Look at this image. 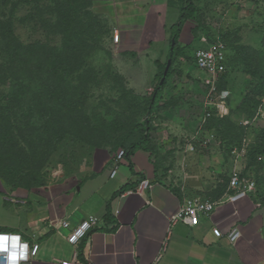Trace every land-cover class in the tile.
<instances>
[{"label": "crops", "instance_id": "1", "mask_svg": "<svg viewBox=\"0 0 264 264\" xmlns=\"http://www.w3.org/2000/svg\"><path fill=\"white\" fill-rule=\"evenodd\" d=\"M168 1L91 0V4L116 26L119 50L134 54L141 46L149 50L162 42L161 59L156 62L164 63L162 58L172 47L169 33L180 18L179 4ZM149 25L157 30L149 32ZM145 38L148 43H143ZM175 119L174 132L160 128L150 132L146 147L132 148L129 141L117 146L91 144L92 154L85 163L68 166L66 174L43 184L12 187L0 176V217L7 216L0 219V232L18 233L40 243L37 256L23 264L65 260L74 264H264V201L258 190L235 202L227 200L235 167L228 177L224 175L234 159L225 157L223 148L212 146V141L207 147L201 145V138L214 134L204 128L205 123L186 131V121L181 124ZM177 136L184 138L178 145L165 140ZM120 149L128 151L112 177ZM144 179L150 180V186L139 192ZM193 196L217 204L193 226L173 224L170 216ZM89 215L99 217L97 225L79 243H70L72 229ZM214 226L222 236L213 232ZM235 227L242 235L232 242L228 234Z\"/></svg>", "mask_w": 264, "mask_h": 264}, {"label": "rangeland", "instance_id": "2", "mask_svg": "<svg viewBox=\"0 0 264 264\" xmlns=\"http://www.w3.org/2000/svg\"><path fill=\"white\" fill-rule=\"evenodd\" d=\"M48 1H42L41 4ZM18 2L19 0H0V162L3 164L0 176L9 181L12 187L14 183L22 185L24 176H28L30 171L28 168L33 173L42 174L44 183L66 174L68 166L77 168L92 154L93 147L88 142L89 137L93 136L101 146H117L130 128L143 124L148 118L152 120L151 132L159 128L164 132H174L173 122L176 117L181 124L186 121V131H191L196 126L195 131L198 125H203L202 120L207 109L205 102L209 92L205 84V71L200 69L195 61L196 48L215 42L214 39L223 32L231 31L233 43L264 50V0H195L196 18L200 16L203 25L197 27L194 42L192 29L196 20L189 19L183 25L178 40L184 47V54L178 51L180 55L174 60V71L167 78L163 89L158 91L162 69L158 66L156 58L161 59L162 42L154 44L149 50L141 46L139 53L137 51L134 54L119 50L114 41L116 26L108 17L97 14L91 0L90 3L86 0L88 6L81 11V14L86 16L84 23L90 18L91 24H96L99 31L95 34L96 39L85 31V34H90L93 49L81 53L82 64L78 61L72 71L63 72L62 64L66 59L60 61L61 65L53 63L58 60L53 58L60 54L59 49L64 42L63 29L56 26V13L42 5L41 10L35 12V5L28 6ZM46 18L50 22H45ZM8 19L12 22L16 36L24 45L39 42L37 44H41L44 49L48 45L56 47L57 50H52L53 55L51 53L47 56L44 53V60H38L36 63L28 61L30 52L18 53L15 65L27 67L20 71L15 69L18 76L10 75L11 64L8 55L3 52V39L7 38L3 34L5 23L2 21ZM150 29L151 33L157 30L156 26L152 28L149 25ZM167 29L169 30V27ZM236 35L238 40H234ZM169 37L171 40V35ZM143 43H148L147 38ZM227 46V57L235 56V49ZM162 59L164 62L169 60L167 56ZM78 63L80 65L77 66ZM243 68V61H235L229 67V91L232 94L230 104L234 109L230 116L238 125L251 122L247 134L251 144L264 126V117L260 115L251 120L248 114L237 109L242 94L249 91L244 86L250 75L245 73ZM82 87L83 92L79 91ZM13 95L18 98L15 103ZM77 98L83 105L79 117L82 121V135H77L78 132L63 133L60 130L55 132L57 141L52 142L54 131L49 120L50 115L57 117L65 114L67 103ZM56 106L62 111L56 110ZM45 110L58 112H47L44 116L41 112ZM164 121L166 125L162 124ZM6 124L11 127L12 132L5 131ZM44 126L45 132L40 133L38 130ZM42 134L44 136L39 141ZM211 134L210 140L214 142L212 146L223 148L225 157L234 159L233 167L228 168L224 176L228 177L234 167H242L246 174L260 180L258 193L259 197L264 198V158L263 163L248 165V157L237 158L232 152L235 147L240 148L239 144L228 145V138H218L215 133ZM182 136L172 138L174 141L171 138L165 140L170 139L171 143L176 142L178 145V141L184 139ZM39 154V160L33 161V156ZM27 162L29 163L26 164ZM22 164L25 165L24 169H21ZM1 207L0 205V209ZM0 219L5 220L7 216Z\"/></svg>", "mask_w": 264, "mask_h": 264}, {"label": "trees", "instance_id": "3", "mask_svg": "<svg viewBox=\"0 0 264 264\" xmlns=\"http://www.w3.org/2000/svg\"><path fill=\"white\" fill-rule=\"evenodd\" d=\"M44 2L45 0H19L18 3L22 2L28 6H34L35 5V12L41 10L40 6L51 8L52 11L56 13L57 16V23L56 26H59V28L63 29L64 32V42L59 49V53L56 57L53 59H58L57 61H53L56 65H61L60 61L66 59V62L62 64L63 72H67V70L72 71L73 66L78 61L82 64L83 57L81 53L89 52L93 49V45L90 43V34L91 36L96 39V33H98V26L96 24H91L90 18L88 19V22L84 23L85 15L81 14V11L84 7L88 6L86 0H49L48 2L41 4V2ZM89 2V0H87ZM169 3L179 4L180 8V18L179 20L173 24L172 26V32H171V48L168 55V59H172V64L170 66L169 72L167 74V77L164 81V83H161V79L164 75V70L166 67L167 62L161 63L158 62V66L161 67L162 71L159 74L160 82L157 85V90L161 91L163 87L165 86L167 82V78L170 76V74L174 71V60L178 55L184 54L182 53L183 46L180 45L179 34L180 31L183 29V25L189 20V19H195L196 25L193 27V37H195V33L197 30V27L199 25H203L202 20H200V16L196 18V11L197 6L195 4V0H169ZM90 3V2H89ZM42 7V8H43ZM33 10V7H31ZM31 10V11H32ZM89 13L92 12L89 11ZM95 18L96 14L94 12ZM5 23L3 27V34L7 38V40L3 39V52H5L6 55H8V61L11 64L10 65V75L15 74L16 76V70L20 71L21 69H25L27 66L22 65L19 66L16 64L15 57L18 53L28 51L31 54L28 56V61L32 62H38V60H44L45 56L44 53L48 55H53L52 50H57L56 47H47L44 49V47L41 44H29L24 45V43L16 36L13 28H12V22L8 19L7 21H2ZM45 22H50L48 18H46ZM52 24V23H51ZM53 25V24H52ZM85 31L90 33L89 35L85 34ZM232 34L231 31L223 32L221 36L214 39L215 41L221 40L226 45H230L235 49V56H232L230 58H226L225 61V68L220 74V78L218 80L219 89H226L229 90V67L233 65L235 61H243L244 62V71L245 73L249 74V79L245 80V88L249 89L245 94H242V98L240 99V103L237 107V109H240L244 111L251 120H253L262 104V97L264 96V50H259L257 48H254L252 46L244 45V44H235L233 43V39H231L230 35ZM238 36L234 38V40H238ZM173 41H175V44L172 45ZM213 42V41H212ZM46 50V51H45ZM228 50V46H227ZM178 51H181L178 53ZM238 55V56H237ZM53 57V56H51ZM80 63L77 64L80 65ZM56 68V67H55ZM16 69V70H15ZM61 71V72H62ZM60 72V73H61ZM79 91L83 92L84 87L80 88ZM54 93V91H53ZM155 93V92H154ZM158 92H156L157 95ZM231 97L232 94L230 93V96L228 97V103L230 106V113L224 117H220L217 114V109L214 108L212 110V115L207 118L205 122V129L214 132L218 138L222 136L223 138H228L227 143L228 145H236L239 144L241 147L243 144V141L245 138L248 137V129L250 127V123L248 124H237L231 119V112L234 111L231 103ZM13 103L18 101L17 95L12 96ZM80 99H73L71 102H68V106L66 107V113L62 114L61 116L54 117L50 115V121L51 125H53V134L54 137L52 138V142L57 141V135L55 132H59L60 130L69 133H77V135H82V131L80 128V124H82V121H80V114H81V108L83 105L80 104ZM154 103V102H151ZM154 104H152L153 107ZM56 110L60 111L61 109L59 107H55ZM56 110H48V114H51L53 111L58 112ZM150 110V109H148ZM62 111V110H61ZM47 112H41L44 116L47 115ZM259 117V116H258ZM264 117V116H263ZM54 118V119H53ZM44 126L40 133L45 132ZM11 127L6 124L5 131L6 132H12ZM152 130V120L151 118H148L143 124H138L133 126V128H130L128 132L121 138L120 144L126 141L130 142V146L132 148L135 147H146L151 142V136L150 132ZM43 134L39 137V141L43 138ZM75 137V136H74ZM89 137V136H88ZM98 138H102L101 136H98ZM93 136L88 138V142L90 144H98L97 141L94 140ZM86 141V140H85ZM35 143V141H34ZM50 143V142H49ZM31 145V144H30ZM51 146V143H50ZM2 148V147H1ZM126 152L128 151L125 149ZM41 154V153H40ZM40 154L37 156H33V161L39 160ZM248 165H253L257 163H263L264 158V126L260 129L259 133L256 135L254 141L250 144L248 148ZM260 157H263L262 159H259ZM1 159V156H0ZM27 162L26 164H28ZM24 166L22 164L21 169H24ZM3 167V164L0 162V168ZM28 168V167H27ZM30 170L27 175L24 176L25 181H23L22 185H29V184H43V178H41L42 174L33 173V171ZM245 173V172H244ZM246 174V173H245ZM255 178V177H254ZM257 182V186H259V181L255 178ZM9 182V181H8ZM264 183V182H263ZM258 190V188H257ZM256 190V191H257ZM262 200L264 201V198L261 196Z\"/></svg>", "mask_w": 264, "mask_h": 264}, {"label": "built area", "instance_id": "4", "mask_svg": "<svg viewBox=\"0 0 264 264\" xmlns=\"http://www.w3.org/2000/svg\"><path fill=\"white\" fill-rule=\"evenodd\" d=\"M120 34L118 31L114 33V41L119 42ZM227 58V45L221 40L211 42L205 45H201L195 50V59L197 66L205 71V84L209 90L206 99V112L205 116L202 120L203 125L206 122L207 118L212 115V110L214 108L217 109V114L220 117H224L230 113V106L228 103V97L230 96V91L226 89H219L218 80L220 78L221 72L225 68V61ZM218 96V97H217ZM264 116V96L262 97V104L257 113L258 116ZM196 136H193L191 140H195ZM203 147H207L210 145L211 140L210 136H204L199 140ZM250 146V141L247 138L244 139L243 144L240 148L235 147L232 151L233 154H236L237 158H243L247 156L248 148ZM191 151L196 150V146L194 144H190L189 146ZM125 149H120L116 156V164L111 172V176L115 177L118 168L119 161H121L126 155ZM260 157L259 159H262ZM150 186V180L144 179L140 182L137 187V191L143 192V190ZM229 188L232 190L231 194L228 195L227 200L235 202L242 197L247 196L250 192H255L257 190V182L254 177H251L249 174H245L242 167H235L230 174L229 177ZM223 202V201H222ZM217 202L212 201L208 197H200L193 196L188 197L185 202L182 204L180 209L170 216V220L173 224L178 222H183L188 225H195L199 221L201 215L210 214ZM99 217L96 215H89L84 218L79 224H77L70 234L68 235V241L72 244H77L81 239L85 238L88 233L97 225ZM64 224H67V221H64ZM213 232L217 236H222V231L219 227L214 226ZM1 233V232H0ZM22 241H26L28 243V260L30 258L37 256L40 243L38 242H29L28 240L23 239ZM242 233L238 227H235L230 230L228 234V238L230 241L235 242L241 237ZM5 254L0 253V258H2ZM27 260V261H28ZM26 261L20 260L19 264H22ZM63 264H74L73 261L65 260L62 261ZM95 264V263H91Z\"/></svg>", "mask_w": 264, "mask_h": 264}, {"label": "clouds", "instance_id": "5", "mask_svg": "<svg viewBox=\"0 0 264 264\" xmlns=\"http://www.w3.org/2000/svg\"><path fill=\"white\" fill-rule=\"evenodd\" d=\"M0 253H6L0 264H19L20 260H28V243L18 233H0Z\"/></svg>", "mask_w": 264, "mask_h": 264}, {"label": "water", "instance_id": "6", "mask_svg": "<svg viewBox=\"0 0 264 264\" xmlns=\"http://www.w3.org/2000/svg\"><path fill=\"white\" fill-rule=\"evenodd\" d=\"M172 44L174 45V44H175V41H173ZM171 64H172V59L170 58V59L168 60V63H167V65H166V68H165V70H164V75H163V77H162L161 83H164V81H165V79H166V77H167V74H168V72H169V69H170Z\"/></svg>", "mask_w": 264, "mask_h": 264}]
</instances>
